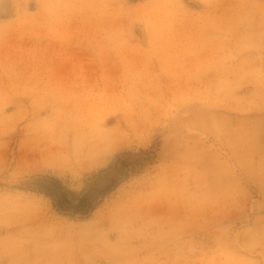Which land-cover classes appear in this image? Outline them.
Wrapping results in <instances>:
<instances>
[{"label":"rangeland","instance_id":"374dc122","mask_svg":"<svg viewBox=\"0 0 264 264\" xmlns=\"http://www.w3.org/2000/svg\"><path fill=\"white\" fill-rule=\"evenodd\" d=\"M0 264H264V0H0Z\"/></svg>","mask_w":264,"mask_h":264},{"label":"trees","instance_id":"16d2710c","mask_svg":"<svg viewBox=\"0 0 264 264\" xmlns=\"http://www.w3.org/2000/svg\"><path fill=\"white\" fill-rule=\"evenodd\" d=\"M116 160V163L114 162V164L109 165L104 169H100L98 173L94 174L86 187L79 193L73 194L70 192L73 199H65V202H67L66 207L70 209V211L87 215V213L94 208L98 199L101 198L103 194L110 191L128 174L135 172V169H122V166L119 165L120 159L117 157ZM46 191L53 196L51 189L46 188Z\"/></svg>","mask_w":264,"mask_h":264},{"label":"bare ground","instance_id":"6f19581e","mask_svg":"<svg viewBox=\"0 0 264 264\" xmlns=\"http://www.w3.org/2000/svg\"><path fill=\"white\" fill-rule=\"evenodd\" d=\"M34 213H36V212H34ZM32 214V213H31ZM41 214V213H40ZM34 215V214H33ZM41 218H43L42 216H41ZM43 219H45V218H43ZM48 220V219H47ZM21 221H23V220H21ZM55 221V220H54ZM46 222V221H45ZM56 222H57V220H56ZM49 223V222H48ZM54 223V222H53ZM29 225V224H28ZM27 225V226H28ZM39 226V225H38ZM40 228V227H39ZM63 228V227H62ZM20 230V229H19ZM37 230H38V228H37ZM23 232V231H22ZM58 233V232H57ZM60 233H61V231H60ZM50 234V233H49ZM67 234V233H66ZM66 234H65V236H66ZM43 235V234H42ZM34 236V235H33ZM36 239V238H35ZM42 239V238H41ZM39 250V249H38ZM44 252V251H43Z\"/></svg>","mask_w":264,"mask_h":264}]
</instances>
